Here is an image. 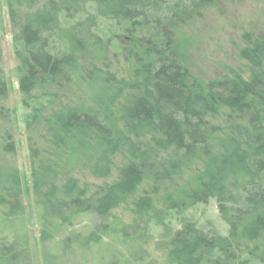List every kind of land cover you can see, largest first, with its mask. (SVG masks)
Here are the masks:
<instances>
[{
  "label": "trees",
  "instance_id": "obj_1",
  "mask_svg": "<svg viewBox=\"0 0 264 264\" xmlns=\"http://www.w3.org/2000/svg\"><path fill=\"white\" fill-rule=\"evenodd\" d=\"M217 1L223 0H5L25 106L36 90L43 91L39 98H48L73 70L99 85L89 106L65 109L45 121L47 149L30 148L42 242L51 222L66 226L81 214L104 219L148 178L150 190L131 210L157 226L163 213L179 218L180 228L168 243L169 264H264V40L243 37L238 58L247 78L230 71L204 83L165 38V29ZM103 22L111 27L103 28ZM112 35L128 40L120 49L128 75L120 80L100 77L94 63L81 66L83 57ZM60 39L62 46L55 47ZM6 89L0 71V100ZM32 111L35 120L41 110ZM12 151L7 145L3 152ZM118 155L126 162L117 180L93 193L72 177L106 179ZM190 168L193 184L174 201L169 191ZM23 188L24 176L16 168L0 166V208L7 217L22 210ZM161 193L166 200L159 212L154 197ZM210 200L227 226L225 237L205 233L181 216ZM104 229L95 228L84 240L97 244ZM79 241L70 236L61 243L69 251ZM26 262L16 244L0 235V264Z\"/></svg>",
  "mask_w": 264,
  "mask_h": 264
},
{
  "label": "rangeland",
  "instance_id": "obj_2",
  "mask_svg": "<svg viewBox=\"0 0 264 264\" xmlns=\"http://www.w3.org/2000/svg\"><path fill=\"white\" fill-rule=\"evenodd\" d=\"M109 27V22H103V28ZM15 35L5 0H0V71L7 86L6 99L0 100V166L16 168L24 176L25 183L20 196L22 210L7 217L6 210L0 208V235L16 244L28 261L26 264H169L168 243L180 228L179 218L175 213H163L156 218V222L160 219L162 226H157L155 222H149L150 217H136L131 210L132 202L150 190L151 180L148 178L143 180L135 195L104 219L81 214L66 226L51 222L49 236L42 242L41 208L30 185V148L47 149L45 121L65 109L89 106L99 85L89 83L85 76L80 79L78 70H73L62 78L55 90H51L48 98H39L43 91L36 90L30 95L35 99L25 106L27 99L20 93L18 85ZM244 36L251 42L264 40V0L217 1L170 31L165 29L168 43L189 59L188 70L204 83L230 76V71L242 78L248 77L245 63L238 58L239 51L246 45ZM114 37L107 38L104 46L83 57L81 66L94 63L96 73L102 78L106 74L115 75L117 80L126 77L128 66L120 49L127 46L128 40L121 35H118V40ZM62 43V39L56 40L55 47H61ZM32 109L41 110L35 112V120ZM7 145H13L12 153L3 152ZM125 162L124 155L116 156L110 176L103 180H94L89 174L82 173H75L72 177L77 178L80 184L90 185L89 193H93L96 187L116 181ZM192 173L190 168L170 189L174 201L176 195L181 191L187 192L192 186ZM165 198L164 193L154 197L156 211L164 210ZM181 216L205 233L227 235V226L221 221L214 200L188 208ZM97 227L105 228L104 235L97 244L86 243L85 236ZM70 236L80 239L79 246L65 251L61 242Z\"/></svg>",
  "mask_w": 264,
  "mask_h": 264
}]
</instances>
